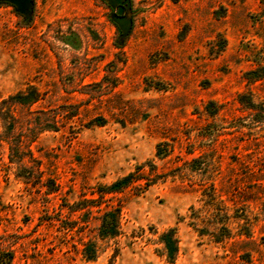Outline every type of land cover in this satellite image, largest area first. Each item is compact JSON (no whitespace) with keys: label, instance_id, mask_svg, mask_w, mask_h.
Wrapping results in <instances>:
<instances>
[{"label":"rangeland","instance_id":"obj_1","mask_svg":"<svg viewBox=\"0 0 264 264\" xmlns=\"http://www.w3.org/2000/svg\"><path fill=\"white\" fill-rule=\"evenodd\" d=\"M20 3L0 0V99L34 86L40 100L0 141L9 264H264V0ZM37 119L58 130L36 134ZM147 161L153 184L79 210ZM112 207L121 233L101 241Z\"/></svg>","mask_w":264,"mask_h":264},{"label":"trees","instance_id":"obj_2","mask_svg":"<svg viewBox=\"0 0 264 264\" xmlns=\"http://www.w3.org/2000/svg\"><path fill=\"white\" fill-rule=\"evenodd\" d=\"M246 95L242 94L239 96L240 101ZM40 100V93L38 89L34 86H27L25 89L19 90L14 94L8 95L5 98L0 99V141L9 142V133L12 132L14 127L18 125V116L15 114V108H25L28 107ZM44 113V111H40ZM74 114H70L73 116ZM66 118L67 115H66ZM35 123H29L30 128H36V134L42 132L44 130H53L57 131V127L55 125H43V122H40L39 119ZM96 120V119H95ZM55 122L58 123L57 120ZM54 123V121H53ZM31 130V129H30ZM34 139L31 138L28 142L33 141ZM18 141V140H17ZM15 141V144H17ZM20 142V141H19ZM27 142V141H26ZM11 145V162H15L17 165L20 164L23 159L25 158L23 149L25 150V144L19 143L17 144V148L15 144L9 143ZM162 143H158L156 145L155 154L157 157L162 155H166L162 151ZM15 147V148H14ZM165 152V151H164ZM13 154H15L16 158L14 159ZM148 167V171L145 173L142 171L144 167ZM154 166L151 162L147 161L143 164L137 165L134 171L128 172L127 174L115 179L110 184L106 185H99L97 186V199H85L84 205L79 207V210H86V213L90 211L92 206L98 205L97 203L102 202V199L108 194H114L122 192L125 188L129 186H135L138 189H146L148 186L155 182V177L149 173V171L153 172ZM50 182V181H49ZM49 190H54L51 186L46 185ZM75 209H72L74 211ZM85 212V211H84ZM82 214H85V213ZM120 207H112L106 208L102 210L101 215L98 218V225L96 229L97 238L101 241H106L113 239L120 235L121 233V226H120ZM159 243L162 244V252L165 257L169 261H173L175 254L177 252V239H176V230L175 227H169L166 230L162 231L159 235ZM1 252V264H9L11 259V255ZM97 252V243L96 241L88 240L82 249L83 256L88 259H94ZM5 255H8L5 257Z\"/></svg>","mask_w":264,"mask_h":264},{"label":"water","instance_id":"obj_3","mask_svg":"<svg viewBox=\"0 0 264 264\" xmlns=\"http://www.w3.org/2000/svg\"><path fill=\"white\" fill-rule=\"evenodd\" d=\"M19 7L21 6L20 0H13ZM118 13H121V8H119Z\"/></svg>","mask_w":264,"mask_h":264},{"label":"flooded vegetation","instance_id":"obj_4","mask_svg":"<svg viewBox=\"0 0 264 264\" xmlns=\"http://www.w3.org/2000/svg\"><path fill=\"white\" fill-rule=\"evenodd\" d=\"M119 8H121V13H122V11L124 10V6L121 4V5L118 6V10H119Z\"/></svg>","mask_w":264,"mask_h":264}]
</instances>
